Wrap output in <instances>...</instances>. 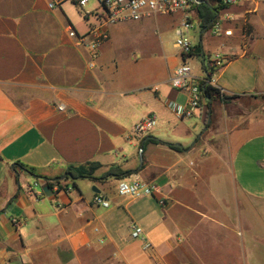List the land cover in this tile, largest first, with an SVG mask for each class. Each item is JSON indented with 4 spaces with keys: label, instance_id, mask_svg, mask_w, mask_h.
<instances>
[{
    "label": "crops",
    "instance_id": "obj_1",
    "mask_svg": "<svg viewBox=\"0 0 264 264\" xmlns=\"http://www.w3.org/2000/svg\"><path fill=\"white\" fill-rule=\"evenodd\" d=\"M51 3L0 0V264H264V5L223 9L232 36L201 29L187 59L160 38L182 15L127 23L143 41L124 48L111 26L91 69L69 30L91 41L99 19ZM207 53L229 59L216 75L225 93L180 119L188 94L170 75L187 62L202 77ZM94 163L98 180H61ZM112 167L128 175L101 180ZM119 180L157 191L120 197Z\"/></svg>",
    "mask_w": 264,
    "mask_h": 264
},
{
    "label": "built area",
    "instance_id": "obj_2",
    "mask_svg": "<svg viewBox=\"0 0 264 264\" xmlns=\"http://www.w3.org/2000/svg\"><path fill=\"white\" fill-rule=\"evenodd\" d=\"M98 4V8L86 10L91 2ZM69 2L77 7L84 15L94 16L99 19L98 25L91 29L89 35L91 41H86L85 36L78 35L70 28L69 35L76 39L77 46H84L89 49L90 60L89 67L94 69L96 62L100 57V50L109 38V27L129 22H143L150 20L156 16H173L182 15L180 25L175 30V47L180 51L183 57L189 58L196 54L195 44L193 41V33L196 29L192 21L191 15L198 21L200 18L198 9L203 4L219 10L218 18L212 23L210 28L214 36H232V30L223 31L220 18V10L248 5L257 7L264 5V0H52L50 8L54 9L62 3ZM217 3L218 6H215ZM99 8L102 9L100 13ZM205 74L202 77L195 76L187 62L175 68L169 78L170 85L178 90L188 94V107L177 112L180 119H188L195 115L197 111L202 110L204 103V90L206 87L213 88L224 95L225 91L220 89L216 83V75L229 61L224 55L215 54L207 59L206 55L201 58ZM63 110V106L60 107ZM156 126L154 115H149L140 121L134 128V133L141 138L150 134ZM156 188L140 181L119 180L117 183V194L120 197L141 199L153 197L156 194ZM92 203L95 206L109 208L110 203L103 196L95 194ZM160 205L165 206L166 201L161 199ZM98 230L96 229V232ZM132 238L143 239V230L138 226H134ZM149 249V246H145Z\"/></svg>",
    "mask_w": 264,
    "mask_h": 264
},
{
    "label": "trees",
    "instance_id": "obj_3",
    "mask_svg": "<svg viewBox=\"0 0 264 264\" xmlns=\"http://www.w3.org/2000/svg\"><path fill=\"white\" fill-rule=\"evenodd\" d=\"M198 13H199L200 25L202 29H205L206 31H208L210 30L212 23H214L215 20L218 18L219 10L209 6L208 4H203L199 7ZM200 49H201L200 45L196 46L195 48L196 53L199 54ZM219 96L220 94L217 90L210 88V87H206L204 90L205 105L209 107L210 102ZM154 142L159 143L156 140ZM170 146L173 149L180 150L178 147L174 145H170ZM88 167L90 168L89 169L86 167L72 168L68 171V173L73 179L82 177V178H88L92 180H98L93 176V174L96 170L100 168V165L97 163H94V164H90ZM127 175L128 173L122 171L120 168L112 167L108 172H106L102 176L101 180L110 179V178L123 179ZM37 178H40V177H37ZM47 183L49 187H54V186L60 187L62 182L50 180Z\"/></svg>",
    "mask_w": 264,
    "mask_h": 264
},
{
    "label": "rangeland",
    "instance_id": "obj_4",
    "mask_svg": "<svg viewBox=\"0 0 264 264\" xmlns=\"http://www.w3.org/2000/svg\"><path fill=\"white\" fill-rule=\"evenodd\" d=\"M215 6H218L217 3H214ZM98 8V4L95 3L94 1L90 3V5L87 7L86 10H93V9ZM100 13H102V9L99 8ZM81 12V11H80ZM221 15L224 13L223 10H220ZM167 17H172V16H167ZM192 21L195 24L196 27V36L193 38L195 46L199 45V34L201 32V28L199 27L198 21L196 18L191 15ZM179 22V21H178ZM169 28H162L160 31V38L164 44H166L169 48H173L174 46V41H175V35L174 32L172 33L171 31L168 30ZM112 38H113V43L116 47L118 48H124L127 46H131L134 44H137L139 42H142L143 39H140L137 36V33L135 29L131 25H127V23H122L118 24L117 27H115L113 33H112ZM200 53V51H199ZM214 54L209 55L207 53L206 57L207 59L210 57H213ZM90 168V167H86Z\"/></svg>",
    "mask_w": 264,
    "mask_h": 264
},
{
    "label": "water",
    "instance_id": "obj_5",
    "mask_svg": "<svg viewBox=\"0 0 264 264\" xmlns=\"http://www.w3.org/2000/svg\"><path fill=\"white\" fill-rule=\"evenodd\" d=\"M205 31H206V30L203 29L202 34H203ZM200 42H201V39H200ZM208 123H210V118H209ZM68 177H71V176H70L69 174H66V175H64V176L61 178V180H65V179L68 178Z\"/></svg>",
    "mask_w": 264,
    "mask_h": 264
}]
</instances>
